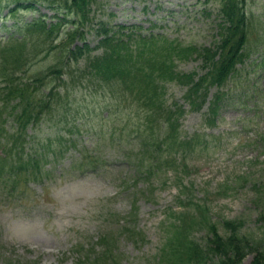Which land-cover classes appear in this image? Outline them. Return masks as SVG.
I'll return each instance as SVG.
<instances>
[{
    "label": "rangeland",
    "instance_id": "1",
    "mask_svg": "<svg viewBox=\"0 0 264 264\" xmlns=\"http://www.w3.org/2000/svg\"><path fill=\"white\" fill-rule=\"evenodd\" d=\"M15 3L0 2L3 39L16 20L24 23L41 15L51 20L53 9L47 0L35 1V9L19 11L13 18L8 16V9ZM217 8L216 0H97L92 6L87 41L90 46L96 44L94 29L99 22H105L114 27L140 24L142 32L158 30L183 46L214 47ZM247 10L251 51L223 87L228 89L227 97L216 110L213 122L207 121V104L198 110L186 100V85L165 83V97L168 104L183 108L179 135L191 142L184 165L189 170L179 175L181 184H188L185 195L189 191L201 201L205 198L213 206L214 219L240 222L241 233H257L264 232V0H248ZM152 23L155 26L149 29ZM53 58L51 53L31 69L32 73ZM175 69L204 72L201 59L193 55L176 60ZM139 82L144 84L140 76L135 84ZM81 89L85 94L72 105L74 122L56 124L55 120L43 118L30 130L34 137L27 147L41 149L43 137L50 135L48 143L53 149L55 134L60 132L72 136L76 145L56 159L51 158L49 149L38 171L15 175L14 181L5 183V191L0 192V264L9 255L38 260V264H74L73 251L78 243L91 248L103 232L117 231L121 218L129 219L130 211L136 230L144 238L139 234L129 237L127 233L119 236L121 264H144L158 255L165 240L169 221L166 212L170 208L176 214L184 212L177 200V177L170 170L165 184L156 178L147 180L127 156L136 153V141L132 138L134 132L122 133V125L127 116L135 113V107L126 108L121 98L113 97L108 90L92 92L84 85ZM215 91V87L209 89V98ZM80 152L97 155L102 162L92 157L96 162L91 167L70 170L69 162ZM49 168V172L44 170ZM149 183L154 189L148 188ZM185 216L191 218V211ZM218 231L224 233V228L219 226ZM192 233L198 240L205 237L203 228L192 229ZM253 254L249 252L240 263L249 264Z\"/></svg>",
    "mask_w": 264,
    "mask_h": 264
},
{
    "label": "trees",
    "instance_id": "2",
    "mask_svg": "<svg viewBox=\"0 0 264 264\" xmlns=\"http://www.w3.org/2000/svg\"><path fill=\"white\" fill-rule=\"evenodd\" d=\"M33 1L17 2L9 12L14 16L18 8L34 7ZM47 1L55 10L52 16L55 20L46 21L40 16L24 24H14L7 39H0V192L5 191V183L14 181L15 175L38 171L39 161L46 157L45 147L23 153L25 137L22 135L28 126L36 125L43 118L55 120L56 124L73 123L72 105L80 102L81 94H85L82 85L92 92L108 90L113 97L121 98L126 108L134 106L136 109L134 114L127 116L122 133L134 132L136 153L127 156L136 165L138 173L147 180L156 178L165 184L170 170L177 177L174 184L179 187V206H184L183 213L176 214L172 208L166 212L169 221L165 240L158 255L144 264H241V259L249 252L254 253L249 264H264V232L247 230L241 233L240 222L214 219L213 206L205 198L201 201L189 195V191L185 195L188 184H181L179 175L187 172L188 167L184 165L191 142L179 135L183 108L168 104L165 97V83L172 81L186 85V100L198 110L207 104L210 113L207 121L213 122L216 110L227 97L228 89L223 87L251 51L248 0H216L219 20L214 47L183 46L163 33L141 35L134 30L120 31L123 26L115 31L107 23L99 22L94 29L96 53L91 52L86 41L96 0ZM68 24L69 28L65 29ZM77 40L82 43H75ZM51 53L54 58L32 73L31 69L48 59ZM192 55L201 59L202 74L175 69L176 60ZM28 70L31 71L27 73ZM139 76L144 84H135ZM211 87L216 91L209 98ZM8 126L13 127L12 131ZM69 129L72 131L73 128ZM65 135L61 132L60 136L55 134L53 149L48 148L51 136L46 139L52 159L64 155L76 145L72 136ZM15 146L18 150L13 148ZM89 156L96 158L97 155L80 152L69 162L68 168L91 167L96 160H89ZM12 187L9 189L13 190ZM148 188L154 189L152 185ZM132 204L134 207L135 203ZM189 210L192 217L188 219L184 215ZM132 215L130 211L129 219L121 218L124 220L117 231H105L99 235L91 248L78 243L74 247V264H121L119 236L127 233L132 237L140 233L134 226ZM219 226L224 228V233H219ZM195 228L205 229L203 240L193 235L192 229ZM139 235L144 238V234ZM5 262L32 264L31 260L22 263L17 257L5 259Z\"/></svg>",
    "mask_w": 264,
    "mask_h": 264
}]
</instances>
